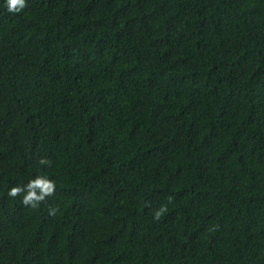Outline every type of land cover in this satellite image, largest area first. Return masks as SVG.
Segmentation results:
<instances>
[{
    "label": "trees",
    "instance_id": "16d2710c",
    "mask_svg": "<svg viewBox=\"0 0 264 264\" xmlns=\"http://www.w3.org/2000/svg\"><path fill=\"white\" fill-rule=\"evenodd\" d=\"M0 264H264V0L0 6Z\"/></svg>",
    "mask_w": 264,
    "mask_h": 264
},
{
    "label": "clouds",
    "instance_id": "9594fccd",
    "mask_svg": "<svg viewBox=\"0 0 264 264\" xmlns=\"http://www.w3.org/2000/svg\"><path fill=\"white\" fill-rule=\"evenodd\" d=\"M6 6V9L10 13H18L26 6V0H2V5ZM42 164L48 163L46 160H41ZM27 191L22 197V202L25 204H31L33 207L36 203L43 200L46 195H51L55 190V182L48 179L46 176L37 175L35 178L29 180L27 185L24 186ZM23 189L19 186H14L9 189L8 194L10 196H15L18 192ZM163 208L156 212V216L159 217L160 212Z\"/></svg>",
    "mask_w": 264,
    "mask_h": 264
}]
</instances>
